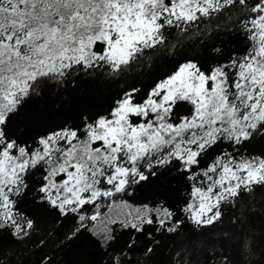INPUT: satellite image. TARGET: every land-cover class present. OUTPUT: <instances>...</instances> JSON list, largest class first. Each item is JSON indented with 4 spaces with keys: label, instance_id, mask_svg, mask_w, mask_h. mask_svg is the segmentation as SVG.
Segmentation results:
<instances>
[{
    "label": "snow or ice",
    "instance_id": "1",
    "mask_svg": "<svg viewBox=\"0 0 264 264\" xmlns=\"http://www.w3.org/2000/svg\"><path fill=\"white\" fill-rule=\"evenodd\" d=\"M236 4L252 13L242 22L250 46L229 65L206 73L192 62L182 64L142 100L135 99V89L125 93L108 116L85 125L83 137L62 130L29 149L6 135L9 116L42 78L61 80L76 66L120 71L162 42L166 26L180 27ZM178 101L192 111L175 122ZM261 132L264 0H0V229L22 238L33 228L16 211L15 197L25 186L23 175L37 165L45 171L40 199L67 215L146 180L141 162L151 169L172 160L181 163L191 183L182 211L194 224L212 225L221 218L222 202L242 187L264 184V156L224 152L203 168L200 157L220 140L239 145ZM144 208L145 216L156 212L161 226L173 215L163 207ZM79 219L73 235L84 227L85 216ZM146 222L153 223L151 216Z\"/></svg>",
    "mask_w": 264,
    "mask_h": 264
},
{
    "label": "trees",
    "instance_id": "2",
    "mask_svg": "<svg viewBox=\"0 0 264 264\" xmlns=\"http://www.w3.org/2000/svg\"><path fill=\"white\" fill-rule=\"evenodd\" d=\"M255 2L248 0V5ZM249 15V7L236 4L183 27L166 28L162 42L144 49L117 72L108 66H76L61 80L42 78L36 91L9 116L5 133L29 149H35L40 138L62 130H75L83 137L85 125L108 116L125 93L135 89V99L142 100L180 65L192 62L208 73L245 55L250 41L242 22ZM191 111L190 104L178 101L172 119L179 122ZM224 152L236 157L264 156V132L239 145L218 141L200 157V167ZM143 170L146 180L104 197L103 204L95 201L79 212L61 215L40 199L44 167L29 169L23 175L25 186L15 199L16 211L32 220L33 228L22 238L10 228L0 229V264H264V184L242 189L223 203L221 218L214 224L197 225L182 211L190 199L191 183L181 163L172 160ZM111 202L135 207L145 218L151 216L153 223L136 220L138 230L126 217L113 219L107 231L97 229L90 217L106 214ZM144 206L167 208L173 215L161 226L155 211L144 215ZM80 215L85 216L84 227L73 235L81 223Z\"/></svg>",
    "mask_w": 264,
    "mask_h": 264
},
{
    "label": "rangeland",
    "instance_id": "3",
    "mask_svg": "<svg viewBox=\"0 0 264 264\" xmlns=\"http://www.w3.org/2000/svg\"><path fill=\"white\" fill-rule=\"evenodd\" d=\"M193 22L194 21H191V22H188V23H193ZM184 25H185L184 23H181L180 27H183ZM171 27H176V26H166L164 29L171 28ZM164 29H162L163 33H164ZM163 38H164V35H163ZM146 49H148V48H146ZM61 143H63V142H61ZM141 169L144 172L143 169H149V168H147L143 164V162H141ZM103 186L104 187H111V186H108V185H103ZM249 187H251V185ZM242 189H245V188L242 187L240 190H242ZM103 198L104 197L102 196V197L98 198L96 201L99 202L100 204H103L102 203L103 202ZM232 198H230L228 201H230ZM228 201L222 202L221 205L223 203H225V202H228ZM221 205H220V207H221ZM137 210L138 209H136L135 207L130 206L127 203L116 204V203H112L111 202L107 206V213L106 214L99 213V215H97V219L94 220L95 223H96L95 226H96L97 229H99L101 231H107V228L109 227V225H108L109 223L113 222L114 220H118V219L120 220V219L126 218V217L131 219L129 224H133V223L136 222V220L137 221L140 220V219H137L138 216H143V215H141L142 212L140 214V211L137 212ZM145 219H147V218H145Z\"/></svg>",
    "mask_w": 264,
    "mask_h": 264
}]
</instances>
